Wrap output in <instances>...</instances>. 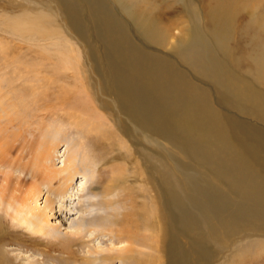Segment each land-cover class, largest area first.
<instances>
[{
	"label": "rangeland",
	"instance_id": "obj_1",
	"mask_svg": "<svg viewBox=\"0 0 264 264\" xmlns=\"http://www.w3.org/2000/svg\"><path fill=\"white\" fill-rule=\"evenodd\" d=\"M192 2L194 8L188 10L181 6V0H0V83L2 89L12 86V95L23 101L17 107L12 101L6 106H14L11 112L17 111L19 116L28 104L31 106L20 120L25 123V138L33 141L26 140L20 147L16 154L20 164L12 171L14 177L24 178L25 182L19 183L24 195L39 190L33 205L44 206L47 197L54 199L50 225H59L58 240L68 243L71 239L74 251V257L60 251L48 252L42 244L45 236L27 222L29 218H23L27 214L16 207L19 203L11 204L12 198L0 199V264H80L83 257H90L91 264H145L138 257L151 251L148 245L152 242L160 245L165 263L169 243L187 247V232L178 220L166 224L158 221L154 210L158 199L153 191L162 186L158 178L148 177L149 169L144 171L146 154L172 153L192 173L206 176L210 185L186 203L199 210L202 219L207 216L205 204L226 203L232 198L247 202L238 197L239 193L255 198V183L264 182V0ZM25 13L37 15L52 34L59 33V41L49 39V34L47 38L15 34L7 24L10 19L27 17ZM140 19L151 25L149 31L159 43L142 37L139 28L145 25L139 23ZM195 31L200 32L209 54L200 57L202 49L194 53L190 50L188 40ZM114 48L129 53L131 58L116 59ZM66 52L71 59L62 57ZM141 58L153 61L154 88L150 81H139L141 78L135 76L136 65L143 64ZM15 61L20 63L17 68ZM109 71L111 91L104 87ZM225 73L228 76H223ZM123 80L129 87H121ZM133 80L137 81L135 85ZM141 89L147 99L137 95ZM56 95L63 100L57 101ZM0 101L3 105L1 97ZM39 105L47 109L36 111ZM142 106L148 113H138ZM198 107L203 108L204 117L211 111L232 125L243 152V165L256 170L255 178L217 168L222 164L218 157L231 150L218 137L212 144L216 154L211 156L201 151L188 154L176 141L159 134L158 127L163 125L180 129L179 119L185 115L189 129L195 131ZM117 119L119 123L114 124ZM119 126L135 132L126 137ZM98 138L104 140L101 148L96 144ZM67 140L93 167L88 176H75L67 187V196H59L49 190L57 183H49L41 175L33 177L31 167L46 161L42 157L48 151L54 152L48 150L53 142L58 143L55 161L44 163L49 169L65 164ZM114 178L115 185L106 192ZM186 183L192 190L198 188L196 177ZM130 221L135 230L133 241L118 240L123 233L121 224ZM208 228L198 248L203 251L196 255L182 251L179 257L192 264H264L262 247L248 245L250 240L264 238V229L259 234L244 230L242 238L230 237L238 235L235 233L219 241L209 236L218 231L215 224L209 223ZM3 238L15 244L4 247ZM127 248L133 251L127 252ZM112 255L122 259H112Z\"/></svg>",
	"mask_w": 264,
	"mask_h": 264
},
{
	"label": "bare ground",
	"instance_id": "obj_2",
	"mask_svg": "<svg viewBox=\"0 0 264 264\" xmlns=\"http://www.w3.org/2000/svg\"><path fill=\"white\" fill-rule=\"evenodd\" d=\"M192 3V0H181V6L187 8L188 10L194 8ZM25 15H27V17H16L10 19V21L8 22L7 26L13 32H15V34H18L22 37H25L27 35L29 36V38H32L33 36L46 37V35L49 34V39L54 38L56 41H59V33L52 34L51 30L43 22H41V19H38L37 15L31 13H25ZM107 15L108 14H105V17H107ZM132 17L134 19L138 18L136 16ZM139 23L145 25V28H139L142 33V37H147V40L149 42L154 41L156 43H159L158 40L154 37V35L149 31V26L151 25L148 22H143L142 19H140ZM105 25L107 27L106 20ZM108 39L112 41V35L109 34ZM65 40L68 41L67 38ZM188 42L189 48L193 53L197 50L200 51L202 49L201 54L199 53L200 57L205 54H209V49L205 46L204 39L201 36L200 32L195 31L190 40H188ZM56 45H58L59 47V43L56 42ZM112 55L120 61H126V59L131 58V55L129 53H123L118 48H114ZM62 57L71 59L72 56L70 53L66 52L62 55ZM141 59L143 61V64L136 65V71L138 73L136 72L135 76L137 78H141V80L139 81H150L149 85H153L154 88L155 78L151 76L153 75V70L151 68L153 61H147L146 58ZM208 61L212 65L215 64V62L211 58H208ZM8 64L9 63L5 64L4 67H7ZM14 65V68H17L20 63L15 61ZM109 73L110 71L106 73V81L104 84V87L107 91H111L113 88V85L111 84L109 79ZM164 75L166 77H169L167 74ZM223 76H228V74L225 73ZM15 81L16 80H14V82ZM170 81L171 79H167V82ZM122 82L123 84L121 85V87H129V83L126 80H123ZM136 83L137 81L133 80V85H135ZM227 85H229V83ZM12 90V86H8L6 87V89H2V85L0 83V97L2 101H4L3 105L0 103V168L3 167L5 169H0V199L2 201H6L8 198H12L13 202H10L11 204L14 205L15 203H19V205L16 207H18V209L21 208V211L24 214H27V216H24L23 218L25 220L29 218L27 222L32 224L37 232H41L45 236V242H42V244H45V246L48 247V252L60 251L63 253H67V255L70 257H74V251L72 250L70 243L71 239H68V243H61L58 240V233L61 232L59 229V225H50L51 221L49 220V214L54 209V199H52L51 197H47L44 206L33 205L32 202L36 201V195L38 197L39 190L33 193L34 196L31 194L24 195L23 190L19 185V183L25 182L24 178H20L19 176L14 177V172L12 170L17 168L18 164H20L17 163V161L20 159V157L17 156V153L21 150V148L23 147V143H25L26 140L32 142L33 139L31 138V140H29L28 137L25 138V135L23 134L25 129V123L20 120L24 117V114L26 113L25 111L28 110L31 106L28 104V109H26L25 107V110L20 111V116L17 114V111H14L15 113L11 112L14 106L11 109L9 108V106H6L9 105L12 101L17 107V104H19L20 106V102L22 101V97L19 98L18 96L12 95ZM234 93L235 91L233 92V94ZM137 95L143 99H147V96L145 95L142 89L137 92ZM12 97L14 98V100H12ZM56 100L62 101L63 99L61 98V96L56 95ZM21 103H23V101ZM76 104L78 105V103ZM181 105L183 106L185 104L182 102ZM37 107L36 108L38 110L36 111H39V109L44 108L41 105ZM71 108L77 109V107L73 106ZM138 113L140 115H143L148 112L142 106L139 109ZM200 116L202 117V120H199ZM142 117L138 118L137 120H141ZM197 118L198 126L196 127L195 131H191L189 129L188 119L185 115L183 119H179L180 122L178 123V125L180 129H178L177 126H171L170 128L163 125L161 127H158V130H161L159 134L164 136L165 138L176 141L178 147L184 149L185 152L188 154H194L196 153V151H201L205 154L208 153L211 156L216 154V152L213 150L214 148L212 144H215L217 140L215 138L218 137L222 142L227 143L231 150L228 151L225 148L227 155L221 157L217 156L218 158H220L219 161L222 163L218 164L217 168L227 169L233 175H239L244 173L250 178H255L257 176L256 170L250 166L243 165V152L235 138L234 129L232 125L228 121H226L221 115L212 113L211 111H209L207 113V116L204 117L202 107L197 108ZM118 123L119 120L117 119L114 124ZM118 129H121L122 133L126 137L128 136V133L131 134V132H135V130L133 129H129L130 132H128V128H126L125 126H119ZM169 129L171 132H169ZM141 132L143 134L145 133V131L142 130ZM98 133H102V130H98ZM103 143V139H96V144H99L98 148H101ZM67 144L68 147L66 146V150L64 151V154H66V152L68 151L67 156L63 158L65 164L59 165L58 167H56V169H49V166L44 163L47 161L51 165L52 162L55 161V150L58 143L53 142V145H51V147H48V150L52 149L54 152L49 153L48 151V153L44 154V157H42L45 158L46 161H44L43 163L36 162L38 167H31L32 169H34V172L32 173L33 177H38V175H41V178H47L49 180V183H57V186H51L49 188V190L54 195L63 196L65 194L67 196V187L71 185L74 178L76 179L75 176H88L89 171H91L89 168L93 167L87 157H82L79 152L74 151V148L78 149L74 144H70L69 140H67ZM24 148L27 149L26 146H24ZM204 149H207V151ZM84 150L89 153L88 149L84 148ZM38 159L41 158L38 157ZM145 160L146 164L141 165L144 171L146 169H149V171L151 172L150 175L148 174V177L151 179L158 178L161 181V190L155 188L153 191L156 198L158 199L157 205L154 207V210L157 211L158 221L160 223L166 224L171 219L178 220L181 228L187 232L189 242V245L183 248H181L179 245H176L174 247L172 243H169V258L167 261H165V263L163 262L164 258L159 249L160 245L152 242L148 245L151 251L142 252L138 257L140 260H143L145 264H192L189 259L184 260L179 257V255L182 251L190 255H196V253H201L203 251L199 250L198 248L204 242V239H201L202 235H204L203 231H210V228H208L209 223L215 224V226L218 228V231L216 230L214 232H211V235L209 236L221 239L219 241H223L224 239L222 238H225V236H230L235 233H238V235L230 237L242 238L245 235V232H242L244 230H250L254 234H259L263 231L264 182L257 181L255 183L253 190L256 194L255 198L248 197L239 193L238 197L246 198L247 202H241L237 198H232L226 203L205 204L203 208L206 209L207 216L206 218L202 219L199 215V210L191 209L188 207L187 204L192 201L193 196H196V193L198 195H201L200 189L202 187L210 185V182L208 181L206 176L201 172L192 173L188 169L187 164L178 160L172 153H168L164 156H152L146 154ZM237 161L240 163L236 164ZM28 164H31V162ZM192 177H196L198 180V188L195 190L189 188L186 183V180L188 182V180ZM115 182L116 178H114L112 182L106 186V192L111 191V188L115 185ZM153 185L154 187L156 186L154 182ZM31 197L34 198L32 201H30ZM54 198H57V196H55ZM195 203L198 204V201L195 200ZM92 204L93 202H88V205ZM145 210H148V208H145ZM84 223L85 219L79 223V227L82 226ZM121 227L123 233L118 236L120 238L118 240L133 241V236L135 233L133 223L131 221L124 224L122 223ZM231 240L228 242H231ZM11 244L15 243L8 242V240L5 238L1 240V245H3L4 247H7ZM248 245L261 246L262 250L264 251V238H256L250 240L248 242ZM126 251L132 252L133 249L127 248ZM115 258L122 259L121 256L112 255V259ZM92 262L93 261L90 259V257H83L80 264H91ZM10 263L11 262L4 261V264Z\"/></svg>",
	"mask_w": 264,
	"mask_h": 264
}]
</instances>
